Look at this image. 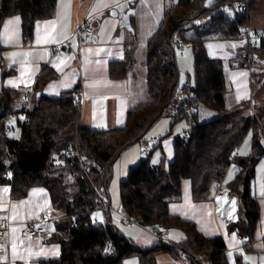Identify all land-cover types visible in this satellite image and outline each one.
<instances>
[{
	"label": "trees",
	"instance_id": "1",
	"mask_svg": "<svg viewBox=\"0 0 264 264\" xmlns=\"http://www.w3.org/2000/svg\"><path fill=\"white\" fill-rule=\"evenodd\" d=\"M236 1L177 0L174 6L166 8L145 50V79L152 99L129 109L124 125L84 127L82 106L76 102L81 90L78 85L57 97L34 94L27 121L20 125V137H10L4 117L18 111L13 107L16 101L23 100V93L8 87L0 90V184H10L14 198L26 196L32 186L45 187L58 213L51 240L60 244L61 254L39 264H124L130 257H137L142 264H154L160 253L178 258L189 250L207 256L213 264H231L222 237H206L195 222L170 213L169 203L181 199L183 178L191 179L193 200H211L213 190L233 162L238 170L230 189L240 194L243 203L229 229L246 238L244 249L250 250L248 244L260 221V204L258 196L251 193V181L257 163L264 158V103L255 113H229L225 98L231 87L225 76V62L210 57L205 46L207 39L243 38L244 28L260 0H250L248 9L238 7ZM223 3L227 6L223 7ZM56 7L57 0H0V24L11 14L20 15L23 39L30 42L36 22L53 17ZM175 31L181 32L191 45L194 67L188 84L176 99L178 114H172L173 122L187 117L190 128L175 136L172 162L163 154L157 164L152 163L148 151V157L128 169L120 182L119 207L131 220L153 232L178 228L184 237L179 242L157 238L146 247L126 237L111 220L94 221V214L101 208L96 188L107 193L114 164L122 152L169 114L165 112L166 106L179 90L180 71L171 44ZM135 46L134 38L125 57L109 63L111 78L127 76L134 64ZM250 56L257 59L254 66L249 63ZM228 62L231 66L249 67L251 88L259 87L264 80V37L257 42L246 40ZM55 75L41 72L36 88L40 89ZM203 105L213 109L216 117L199 121L198 110ZM188 109L193 110L190 115L186 113ZM249 131L253 132L251 150L240 156L239 148ZM157 147L158 144L153 149ZM71 148L79 150L81 161L66 156ZM235 264L248 263L238 253Z\"/></svg>",
	"mask_w": 264,
	"mask_h": 264
},
{
	"label": "crops",
	"instance_id": "2",
	"mask_svg": "<svg viewBox=\"0 0 264 264\" xmlns=\"http://www.w3.org/2000/svg\"><path fill=\"white\" fill-rule=\"evenodd\" d=\"M131 1L133 0H57L54 16L36 22L34 35L30 42H25L23 39L21 16L12 14L7 16L0 24V55L2 56L0 61V90L3 87L20 89L24 99L28 88L31 86L36 88L38 76L41 72L46 75L56 74L48 79L40 89H35L37 96L44 94L57 97L65 91H71L80 85L81 94L83 95L81 124L84 127L100 129L124 125L129 109L147 103L152 99L145 79L146 49L143 50L144 61L139 66L135 65L137 58L136 53L134 54V64L127 76L111 78L109 75V63L122 60L125 57L126 49L134 39L135 31L133 32L119 25L123 12L132 5L137 8L135 9L137 15L138 12L142 11L144 2L147 3L150 0H141L136 6L135 2L132 3ZM155 1L156 4H164L165 0ZM87 14L91 16L95 28L90 39H85L79 33L82 20ZM16 17L20 18L18 23H15ZM9 21H14V23L8 25ZM50 21L55 22L54 26L47 23ZM161 21L157 16L151 29H147L142 33L143 43L141 47H145L144 43L147 44L148 39L157 30ZM5 25H8V27L5 28ZM249 26L254 33L264 35V0H260L257 10L250 18ZM38 38L41 40L39 44L37 43ZM66 39L72 42L73 49H62L53 55L51 47ZM46 40L51 42L44 43L43 41ZM90 40L94 42L90 43ZM245 42L244 37L236 40L207 39L205 41L210 57L222 58L225 62V76L231 87L225 98L227 108L230 110L229 113L250 111L252 106L258 111L264 103V80L259 87L252 90L250 85L251 69L242 65L231 66L228 62L230 58L238 53ZM233 44H236L237 47H232ZM210 45L212 47H209ZM183 48H181V54H183ZM89 49L91 51H87ZM101 49L103 51L98 52ZM97 61L100 63H97ZM176 61L179 71L182 73V67L180 66L182 63L177 57ZM181 73H179V77ZM241 73L247 75H240ZM186 74L187 81H189L190 73L186 71ZM245 101L246 103H244ZM21 102L23 104L24 100ZM214 114L216 115V112ZM207 116L210 119L212 117L210 112ZM164 118L171 120L173 115L171 118L164 115L157 120L149 131L142 136L143 141H137L127 147L114 164L113 175L110 180V182L115 181V183L113 182L114 191L111 193V188L110 191L109 188L107 191L111 205L113 204L112 194L115 195V201L118 200L119 181L121 182V179L126 176L131 166L137 164L148 154L142 152L144 143L148 144L151 141L150 143L158 144L157 148L160 154L155 158V161H151L152 163L157 164L163 154L168 162H172L175 136L188 130L190 122L186 119V124L179 125L177 121L173 122L174 118L172 122L164 121ZM262 120L264 123V116ZM151 131H154L156 135L150 134ZM166 132L170 133L166 134ZM249 133L251 132L249 131ZM238 154L242 156L240 153ZM257 166L255 176L251 181V193L253 192L258 196L260 221L257 224L253 240L248 244L250 250H245L243 245L248 240L242 238L237 231H230L229 229V223L237 220L239 211L234 215L235 218L230 219L229 216H233L232 210L229 211L232 207L227 204H221L219 207V199H217L220 198V193L224 189L227 180V174L232 169L233 176L229 181V185L234 179L238 170L237 164L232 163L230 165L223 181L217 189L213 190L211 200H203L202 202L193 200L191 179L183 178L181 199L169 203L170 213L195 222L198 230L206 237H222L226 244V254L230 263L229 253L236 255V258L237 254L241 253L243 261L248 264H264V195L261 194L264 192V162H262V159L259 160ZM4 188H8L10 191L5 193ZM33 189H42L43 192L33 195ZM231 194L236 196V201L239 202L238 210H240L243 203L240 194L238 192H231ZM22 201L28 203L22 204ZM119 206L114 208H119ZM99 213L103 218L104 213L101 211ZM14 215L15 219H13ZM57 217L58 213L53 208L47 188L32 186L26 196L14 198L11 194V185L0 184V222H9L10 224L3 249L0 251V264H39L41 260L59 257L61 254L60 244L57 241L46 239L51 234V226ZM42 218L46 220L48 235L37 239L22 237L21 228L25 223L39 222ZM109 220L125 235V231L119 227V224L128 222L122 221L120 214L112 212L108 215V222ZM126 225L140 227L141 230L136 239L126 236L137 244L147 247L157 239L156 233L143 225L138 223H128ZM13 229H16V231L13 232ZM180 240L178 239L175 242ZM13 245H15L17 252L15 257L13 256ZM53 249H59V255H52ZM42 250L48 255H38ZM20 257H23V259ZM176 262H181V255L178 258L165 252L157 255L156 264H176Z\"/></svg>",
	"mask_w": 264,
	"mask_h": 264
},
{
	"label": "rangeland",
	"instance_id": "3",
	"mask_svg": "<svg viewBox=\"0 0 264 264\" xmlns=\"http://www.w3.org/2000/svg\"><path fill=\"white\" fill-rule=\"evenodd\" d=\"M212 1L213 0H211V2ZM131 2L132 3L135 2V6H136V4H139L141 2V0H133ZM208 2H209V0H208ZM176 3H177V0H165L164 4H162V3L156 4L155 0H150L147 3L144 2V4L142 5V11L138 12L137 15L135 14V16H133L131 22H132V26H133L134 31H135L133 38L136 39V46H135V53H136V58H137L136 63H135L136 66L137 65L139 66L144 61V55H143L144 51L143 50L146 49V44L144 43V46H145L144 48L141 47V44L143 43V39L141 38L142 33H144L147 29H151V27L153 25V21L156 20L157 16L159 17V20H162L166 8L168 9V8L174 6ZM135 9H137V8H135ZM227 11H229V10L227 9ZM182 51H183V54H181L180 48H178L176 50V57L180 61V63H182V64H180V66L182 67V73L180 72L181 75L179 77V83H178V88H179L178 95L180 94V91L184 88L185 84H188L186 71H188L190 73V75L192 76V73H193L192 64L194 67V60H193V53H192L191 45L189 43L188 44L186 43V45L184 46ZM189 61H190V66H189ZM20 103H22V102L16 101L15 105L13 107L14 110H16V111L18 110L17 112L10 113V115L4 117V122L7 126L6 134L10 137H15V138L20 137L21 126H20L19 120L23 117L22 113L19 112L20 107L23 105ZM175 106H176V102H175ZM209 112H210V115L212 116L211 119L216 117V115L214 114L215 111H213V109H210L205 105L201 106V108L198 110L199 121L204 122V121L210 120L209 116H207V114ZM171 114L172 113H169L166 116L171 118V116H172ZM172 119L173 118H171V120L168 118H164V121L172 122ZM186 119H187V117L180 118L179 120H177V124H179V125L186 124V122H187ZM250 132L251 133H249L245 137V139L243 140V142L241 143V146L239 148V151H240L239 153L242 156L248 154L251 150L253 132L252 131H250ZM168 133H170V132H166V134H168ZM150 134L156 135V133L154 131H151ZM158 136H161V135H158ZM150 139H152V137H150ZM150 142H148V144H147L148 149L151 151L149 157H150L151 161H155V158L160 154V151L158 148L153 149V146L155 145V143H150ZM145 157H148V155L144 156L143 158H145ZM262 162H264V158H262ZM233 163L236 164L235 162H233ZM257 169H258V166H257ZM232 174H233V169L229 172V174H227V180H226V183L224 185V189L220 193L219 207L221 204L229 205L230 207H232V208H230L229 211L232 210V213H233L232 217H234V215L239 211L238 210L239 209V202L236 201V196L234 194H231L232 191L230 189L231 187L229 185V181L231 180V178L233 176ZM113 182L115 183V181H111L110 186H109V191L111 188V193H113V191H114L113 190ZM119 183H120V181H119ZM252 184H254V183H252ZM252 195H255V194H253V192H252ZM106 196H107V194H106ZM113 196H114V198H113ZM107 198H108V196H107ZM111 198H112V202H113V204H112L113 207L120 205V193L117 194V198H118L117 201H115V195L114 194L111 195ZM233 200H235V205H233L231 203ZM233 208H235V211H233ZM99 214L101 216V213H99ZM126 224H128V223H126ZM126 224L120 223L119 227L123 231H125V236H128L131 239H136L140 233V230H141L140 227H138L136 225H126ZM51 227H53V226H51ZM180 235H182V236L184 235L180 229H178V228L169 229L167 239H170L173 241H178V239H173L172 237L180 236ZM236 260H237L236 255L234 256L232 254L230 256L231 263H233V264L236 263ZM156 263H157V261L154 264H156ZM180 263L176 262V264H180ZM125 264H142V263H140V260L137 257H132V258L127 259Z\"/></svg>",
	"mask_w": 264,
	"mask_h": 264
},
{
	"label": "built area",
	"instance_id": "4",
	"mask_svg": "<svg viewBox=\"0 0 264 264\" xmlns=\"http://www.w3.org/2000/svg\"><path fill=\"white\" fill-rule=\"evenodd\" d=\"M250 0H237V6L238 7H242V8H246L248 9V6ZM227 6L226 3H223V7ZM94 25H93V21L92 18L89 14H87L83 20L82 23L80 25L79 28V33L85 37V39H90L93 34H94ZM243 37L246 40L249 41H253V42H257L258 40L262 39L264 37L263 34L260 33H254L250 26H246L244 28L243 31ZM93 40H90V43H93ZM171 44L173 46V51L176 52V50L178 48H183L186 45V40L184 38L183 35H181V32L179 31H175L173 34V37L171 38ZM62 49H73L72 47V42L69 39L64 40L63 42L58 43L56 46H52L51 50H52V54L54 55V53L62 50ZM2 59V56L0 55V61ZM257 59L253 56H250L249 58V63L251 66H254L257 61ZM179 90H177L174 93V96L172 97V99L169 101V103L166 106L165 112L166 113H172V114H178V110L175 106V102L178 96H180V94L178 95ZM35 94V87L31 86L30 88L27 89L26 92V96L24 97V103L23 105L20 107L19 112L22 113V118L19 120L20 125L24 124L27 121V114L28 111L31 108L32 102H33V97ZM76 102L80 105H82L83 103V95L81 94V90L77 92V98H76ZM192 109H188L187 110V114L190 115L192 113ZM250 111L252 113L256 112V109L252 106ZM140 142H142V138L139 139ZM79 150L77 148L73 149H68L66 152V156L67 157H75L77 159H79L80 161L81 159V154L80 152H78ZM148 147H147V143H144V147L142 152L144 154L148 153ZM70 182H73V178H70ZM96 192L99 195L101 204L99 210L102 211V213H104L102 220L96 216V214H94L93 219L94 221L98 222H104V223H108V215L111 214L112 212H117L118 214H120L122 216V221L128 222V223H137L135 220H131L122 210L121 207L119 208H114L111 205L110 200L107 198L106 194L103 190H101L100 188H96ZM46 220L44 218H42L39 222H27L25 223L22 228H21V235L22 237H26L29 239H37L39 237H45L46 235H48V227L46 225ZM37 225H39L40 227L38 228ZM9 222H0V251H2L3 249V245L4 242L6 240L7 234H8V230H9ZM169 229L167 228H161L159 231L155 232L156 233V238L162 240L163 242H167L169 241L167 239V235H168ZM48 236H51V234H49ZM194 262H197L198 264H213V262L207 257V256H203V254H200L198 252H194L192 250H189L187 254L181 256V263L180 264H194Z\"/></svg>",
	"mask_w": 264,
	"mask_h": 264
},
{
	"label": "snow or ice",
	"instance_id": "5",
	"mask_svg": "<svg viewBox=\"0 0 264 264\" xmlns=\"http://www.w3.org/2000/svg\"><path fill=\"white\" fill-rule=\"evenodd\" d=\"M211 2V0H209V3ZM19 20H20V18L19 17H16V19H15V23H18L19 22ZM14 23V21H9L8 22V25H11V24H13ZM49 25H53L54 26V24H55V22L54 21H50V22H47ZM8 25H5V28H7L8 27ZM44 43H49V42H51V41H43ZM37 43L39 44V43H41V40L38 38L37 39ZM209 47H212L211 45L209 46ZM232 47H237V45L236 44H233L232 45ZM87 51H91V49H89V50H87ZM99 51H103L102 49L101 50H98V52ZM13 55H15V54H13ZM97 63H100L99 61H97ZM240 75H247L246 73H241ZM238 98H240V97H238ZM244 98H247V97H244ZM3 191L5 192V193H7V192H9L10 190L8 189V188H4L3 189ZM39 192H43V190L42 189H33V195H35V194H37V193H39ZM262 195H264V192H262L261 193ZM217 199H220V198H217ZM22 204L23 203H28L27 201H22L21 202ZM233 205H235V200H233L232 202H231ZM15 207V206H14ZM233 211H235V208H233ZM96 216L97 217H99L101 220H102V216H100V214L98 213V214H96ZM16 217H15V215L13 216V219H15ZM229 218L230 219H232V218H234V217H232L231 215L229 216ZM37 227L39 228L40 226L39 225H37ZM16 231V229H13V232H15ZM173 239H183V236L182 235H180V236H174V237H172ZM233 239H234V237H233ZM107 251V250H106ZM52 255H59V249H53L52 250V253H51ZM17 255V252H16V247H15V245H13V256L15 257ZM38 255H44V256H46V255H48V253H46V252H44L43 250L41 251V253H39ZM229 255L231 256L232 255V253H229ZM21 259H23V257H20ZM5 259H7L6 257H5ZM248 259H251V258H248Z\"/></svg>",
	"mask_w": 264,
	"mask_h": 264
},
{
	"label": "water",
	"instance_id": "6",
	"mask_svg": "<svg viewBox=\"0 0 264 264\" xmlns=\"http://www.w3.org/2000/svg\"><path fill=\"white\" fill-rule=\"evenodd\" d=\"M135 15V8L130 5L128 8H126L125 12H123L120 20H119V25L121 27H126L132 31H134V28L132 26V18ZM52 238V236H48V238H46L47 240H50Z\"/></svg>",
	"mask_w": 264,
	"mask_h": 264
}]
</instances>
